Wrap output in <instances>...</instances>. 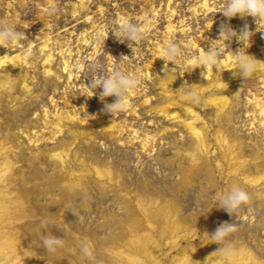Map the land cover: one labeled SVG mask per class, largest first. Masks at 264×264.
Returning a JSON list of instances; mask_svg holds the SVG:
<instances>
[{
  "label": "rangeland",
  "instance_id": "rangeland-1",
  "mask_svg": "<svg viewBox=\"0 0 264 264\" xmlns=\"http://www.w3.org/2000/svg\"><path fill=\"white\" fill-rule=\"evenodd\" d=\"M50 6L54 15H48ZM223 6L224 0H0V24L22 36L0 46V62L7 53L22 62L0 67L6 85L0 87V143L14 162L0 184L7 196L0 198V256L5 242L20 244L6 264H84L66 250L47 254L39 246L33 230L41 220L47 227L41 234L67 243L86 240L94 257L89 264H130L134 248V256L145 260L150 235L160 245L161 264H176L183 248L193 256L189 264L207 257V264H215L213 252L221 245L209 243L206 233L234 223L228 239L241 250L234 264H264V177L252 181L264 175V18L229 19L220 12ZM123 21L139 24L143 39L118 40L114 33ZM221 24L237 33L247 25L254 33L244 46L237 37L217 41L224 45L222 73L237 72L234 54L240 49L260 60V68L221 89L231 103L216 115L217 108L206 104L218 87L201 92L202 107L185 103L178 89L208 82L206 68L188 65L210 48ZM169 41L190 43L195 55L166 62L161 56ZM92 63L99 72L89 71ZM115 66L140 83L129 93L127 108L113 116L104 105L115 97L101 100L102 89L89 86L92 77L108 75ZM170 76L176 81L167 88ZM167 94L207 121L209 149L199 150L185 123L160 111ZM222 128L235 144L232 160L230 144L218 137ZM51 151L61 158L45 160ZM97 168L112 179H101ZM233 184L244 187L250 201L230 215L215 206L214 194ZM169 220L182 228L172 233Z\"/></svg>",
  "mask_w": 264,
  "mask_h": 264
},
{
  "label": "clouds",
  "instance_id": "clouds-1",
  "mask_svg": "<svg viewBox=\"0 0 264 264\" xmlns=\"http://www.w3.org/2000/svg\"><path fill=\"white\" fill-rule=\"evenodd\" d=\"M220 12L229 19L236 16L243 17L247 15H251L257 19L264 18V0H224V6ZM55 13V6H50L48 15H54ZM253 34L254 33L248 29L247 25L237 33L229 25L221 24L218 38L210 42L211 46L207 51L196 56L194 65L190 64L188 67L194 69L203 66L206 70L212 68L222 73L223 65L220 63V58L224 53V45L217 43V41L223 39L225 44V41H231L233 37H237L244 46L246 41L250 42ZM114 35L121 42L127 40L135 43L143 39L144 29L135 22L123 21L116 27ZM21 38V33L16 27L0 24V46L18 41ZM193 55H195V53L190 43L181 46L175 41H169L165 46L161 58L166 62L175 63L178 58L183 59ZM234 56L236 67L233 70H237L235 74L240 75L245 80L251 78L253 74L259 70L260 65L257 61L260 60L247 54L246 51L242 53L240 49ZM85 62L87 63V60ZM89 71L99 72L100 67L92 63ZM169 71L170 70L165 67L166 74L164 76H166ZM139 83L140 81L137 76L129 74L121 70L120 67L115 66L108 75L92 77L89 87L93 90L98 88L102 89L99 93L101 100L105 97H115L114 102L104 105V110L114 116V114L122 112L127 108L129 93L136 89ZM178 90H180L181 100L185 103L197 107H202L205 104L204 94L198 89L191 87L185 88L184 85ZM184 111L191 118L192 114L189 113L186 108ZM214 196L216 197L215 206L225 210L230 215H235L242 205H246L250 201L249 193L239 184H233L230 188L222 192L215 191ZM82 199L85 201L89 199L86 191L82 192ZM73 213L76 215L74 211ZM41 229H47L46 221L44 220L40 221L33 232H35L38 238L37 242L39 246L43 247L47 254H54L58 250H66L69 254L78 256L84 264H89V262L93 261V250L86 240H80L69 244L65 239L55 237L51 233L46 235L41 234ZM235 231L236 225L234 223L225 222L219 225L213 233H206L209 243L215 242L221 245L217 251L213 252L216 254L215 264H234L235 259L241 255L240 248L228 239ZM207 258L203 261L204 264H207Z\"/></svg>",
  "mask_w": 264,
  "mask_h": 264
},
{
  "label": "bare ground",
  "instance_id": "bare-ground-1",
  "mask_svg": "<svg viewBox=\"0 0 264 264\" xmlns=\"http://www.w3.org/2000/svg\"><path fill=\"white\" fill-rule=\"evenodd\" d=\"M44 48H47V44L44 46ZM5 57H6V59H4L2 62H0V67L5 66L7 62H10L12 65H14V67L20 66L22 63L20 60H17V58L9 59L8 53L5 55ZM48 62L50 64H52V62H53V56L50 53L48 55ZM263 70H264V66H263ZM235 73L223 74L221 72H214L212 68H209L207 70V74H206V79L208 80V82L207 83L198 82L194 86L195 89H198L200 92H203V93H205L206 91H209L211 87L212 88L214 86L218 87V91L213 92L212 95L209 96L208 102L206 104L207 107L215 106L217 108V113H215L216 115H218V112H222L223 109L231 103L230 97H229V95H227V91H223L221 89L228 88L232 79H235L236 77L239 76L238 74H235ZM213 75H215V78L213 77ZM175 81H176V79L173 76H170L169 79L165 81L166 87L168 88ZM2 85L6 86L4 81L0 82V87ZM13 88H14V86L9 87V89L11 91L13 90ZM26 88H28V87H26ZM23 98H25V97H23ZM179 98H180V94H179ZM166 103L167 104H165L162 107V109H160V111H163V113L168 118H172L176 121L180 120V121L184 122L185 125L187 126V128L194 135L195 142H196V145H197L199 150L205 151L206 149H209V147H210V141H209V137H208V126L209 125H208L207 121L202 116L198 115L196 113V111L194 109H192L191 107L180 105L173 98V96L171 94H167ZM185 108L188 110L189 113L192 114L191 118H190V116H188L185 113V111H184ZM263 112H264V108H263ZM57 126L60 127V131H61L62 120H59ZM79 134H84V133L79 132ZM218 137L224 143H229V139L227 138L225 129H223V128L220 129V134L218 135ZM223 142H222V144H223ZM2 144H3V142L0 143V157H3V161H0V168L4 169L5 171L3 173H0V184L1 183L3 184L7 180V177L9 178V176H8L9 170L14 169V162L11 160L10 156L7 154V152H9L8 147H6ZM70 151H71V149H67L66 152L68 154H70ZM227 152H228V154H227L228 157H230V160H232L233 156L235 155V144H233V145L230 144ZM191 156L193 157L195 155H191ZM43 158L45 160L47 158H51V159L52 158H61V155L57 151H54V152L51 151L46 156L43 154ZM225 160H226V158H225ZM230 160H227V162H230ZM229 166H230V168L233 167L232 163H229ZM95 173L101 179H105V178L108 180L112 179L111 172H103L97 168V169H95ZM263 177H264V175H262V177L254 176L252 181L258 182ZM0 198L5 199V198H7V196H4L2 193H0ZM0 214H2L4 216V213H0ZM150 227L152 230L155 228L154 224H151V223H150ZM169 228L171 229V232L174 233L175 229L176 230L181 229L182 225L178 222H175L174 220H169ZM33 233H35V232H33ZM165 234L166 233H163V235H165ZM172 242H173L174 248H177L179 246V241L177 239L176 240L173 239ZM71 243L72 242H70L69 244H71ZM18 244H19L18 242H13V241L5 242V244L2 248L3 253L0 256V264H6L7 257H8L7 254L15 252L20 246V244H19V246H18ZM149 245H150L149 251L145 254V260L146 261L143 260L141 257L134 256V254L138 255L137 250L134 248L133 250H130V252L133 255L128 257L127 262H129L130 264H149V263L150 264H161V260L157 254V252L160 249V245H158L157 241L155 239H153L151 235L149 236ZM196 247L201 250V245L197 244ZM192 248L195 249V245H193ZM4 254H6V255H4ZM117 254L120 255L121 257L124 256V255H122V253L120 251ZM76 257H78V256H76ZM175 259H176V264H189L191 262V260H193V256H192V254L187 253L186 248H183L180 255L177 256ZM201 263L202 264L204 263L203 260L201 261Z\"/></svg>",
  "mask_w": 264,
  "mask_h": 264
}]
</instances>
